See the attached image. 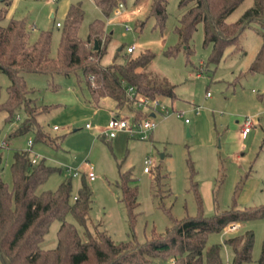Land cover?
Here are the masks:
<instances>
[{"label": "rangeland", "instance_id": "rangeland-1", "mask_svg": "<svg viewBox=\"0 0 264 264\" xmlns=\"http://www.w3.org/2000/svg\"><path fill=\"white\" fill-rule=\"evenodd\" d=\"M7 1L10 3L0 23H6L10 17L22 19L33 38L40 30H50L51 55L55 54L61 32L55 22L63 23L69 5L79 2L84 10L80 36H85L91 19L105 20L101 64L107 65L114 58L121 61V54L131 44L135 46L132 55L150 50L154 55L145 71L157 83L173 86L175 97H158L157 123L145 137L125 130L109 137L103 129L113 100L107 98L106 103L93 105L81 70L79 80L74 73L52 77L24 73L27 86L33 90L30 95L37 102L54 105L45 121L62 139L53 147L33 141L31 132L11 135L23 120L24 112L16 110L9 122L4 120L6 112L0 110V143L5 141L0 149V177L5 182L11 184L9 165L17 150L26 151L29 158L37 154V162L43 160L59 168L37 186V192L54 190L62 180L69 179L71 192L76 193L84 179L92 191L88 226L93 231V220L115 242L133 237L143 242L151 231L164 232L172 219L199 213L211 216L230 207L244 209L264 203V71L249 69L262 45L260 31L264 32V27L260 23L251 22L240 34L238 46L227 47L214 62L208 60L210 46L203 44L201 22L197 23L188 46H178L174 28L181 13L179 0H167L163 23L146 13L150 0L137 4V13L131 12L136 7L135 0H124V14L113 12L107 17L93 0ZM252 1L243 0L226 20H235ZM2 5L5 4L0 0ZM48 82L57 84V88L54 90ZM8 83L7 76L0 72V102L6 97ZM133 108L134 104L131 110L123 108V114L117 115L131 123L129 115L134 113ZM141 109L145 112L150 108ZM250 117L254 123L242 135V124ZM147 160L149 164L145 163ZM86 163L93 166V180L85 175ZM146 165L148 172L143 170ZM75 169L77 174L73 175ZM156 169L160 175L158 185L154 179ZM125 172L136 188V205L131 214L121 200L120 174ZM66 219L81 230L71 213ZM58 226L57 220L50 224L40 243L42 248L56 245ZM247 229L254 234L253 245L251 260L243 264H255L264 238V214L228 223L224 230L210 233L206 244L219 243L222 261L230 264L233 252L224 240Z\"/></svg>", "mask_w": 264, "mask_h": 264}, {"label": "trees", "instance_id": "trees-1", "mask_svg": "<svg viewBox=\"0 0 264 264\" xmlns=\"http://www.w3.org/2000/svg\"><path fill=\"white\" fill-rule=\"evenodd\" d=\"M2 1L5 5L0 6V22L5 18L10 3ZM123 1L93 0L105 17L113 13L117 4ZM142 1L135 0V5ZM242 1L179 0L181 13L179 24L174 28L179 37L178 46H188L197 23L201 22L203 44L210 46L208 60L218 61L227 47L238 46L240 34L251 22L260 23L264 27V0H253L235 20H226ZM166 2L150 0L146 13L154 15L163 23ZM83 19L84 10L80 3L70 4L63 23L58 26L61 32L54 55L50 54V30H40L33 38L30 28L22 19L10 17L6 23H0V72L9 80L6 97L0 102V110L6 112L4 120L9 122L13 120L16 110L24 112L23 120L12 130L11 135L31 132L33 141L53 147L62 139L52 132L45 121L54 105L37 102L30 95L33 90L27 86L24 73H42L51 77L55 74L67 76L74 73L79 80L78 71L81 70L93 105L100 106L105 98L113 100L115 109L131 110L134 104L133 120L146 113L136 106V99L127 91L129 86L148 100L158 102V97L163 95L175 97L173 86L157 83L145 71L154 55L150 50L138 55L123 52L121 61L114 58L107 65L101 64L105 49V45H101L105 20L99 17L91 19L82 37L79 29ZM260 34L262 45L249 67L251 71H264V32L261 30ZM95 40L98 42L97 48H94ZM48 84L54 90L57 88L55 83ZM9 169L10 185L0 177L2 264H225L220 256V244H206L208 235L224 230L230 222H243L264 214V203L244 209L230 207L211 216L199 213L172 219L164 232L151 231L143 242L134 237L115 242L93 220L90 221L93 231L88 226L92 191L84 179L76 193L71 192L69 179L62 180L54 190L37 192V186L59 168L47 165L43 160L32 163L26 151L13 152ZM159 177L157 171L154 178L156 185ZM130 180L128 172L120 174L121 200L129 214L136 205V188L129 183ZM68 213L72 214L81 230L66 219ZM129 217L132 225L133 216ZM55 220L59 221L56 245L42 248L40 243ZM253 235L252 230L247 229L242 234L225 238L224 242L233 252L230 264H243L251 260ZM255 264H264V238Z\"/></svg>", "mask_w": 264, "mask_h": 264}, {"label": "built area", "instance_id": "built-area-1", "mask_svg": "<svg viewBox=\"0 0 264 264\" xmlns=\"http://www.w3.org/2000/svg\"><path fill=\"white\" fill-rule=\"evenodd\" d=\"M124 8L125 5L123 2H119L117 4V6L114 8L113 12L116 14H124ZM140 11V7L136 6L134 7L131 12L132 13H137ZM56 26H60V22H55ZM125 28L128 29V25H125ZM135 49L134 44L128 45L126 47V51L125 52H133V50ZM127 91L136 99V106L138 108L141 107H146V108H150L147 112V114L139 119L133 120L131 119V123H129L125 118H121L119 117V115L114 114L110 117V119L108 120L105 129L103 130V134L109 137H114L116 136L117 132H119L120 130H125L127 131L129 134H138L141 137H145L147 135L148 132L152 131L154 129V127L156 126V120L154 119V117L151 116L150 112H155V106L157 104V100H148L147 98H145L144 96L140 95L138 92H136L134 90V88L132 86H129L127 88ZM154 109H153V107ZM16 118H18V116H16ZM185 121H187V119H185ZM254 120L253 117L250 118H246L242 124V135H245L251 128V125H253ZM87 127H89V124H86ZM53 128H56V126H53ZM5 143V141H2L0 143V146H3ZM28 144L29 146L32 145V140L29 139L28 140ZM38 155L34 154L33 157H31V162L32 163H36L37 159H38ZM146 164H149L150 161H145ZM86 176L89 180H93L95 178V174L93 172V166L91 164H87L86 163ZM144 171H149V167L146 165L143 168ZM73 175L77 174V169L73 170L72 172Z\"/></svg>", "mask_w": 264, "mask_h": 264}, {"label": "crops", "instance_id": "crops-1", "mask_svg": "<svg viewBox=\"0 0 264 264\" xmlns=\"http://www.w3.org/2000/svg\"><path fill=\"white\" fill-rule=\"evenodd\" d=\"M103 102H107V98H105V99H103L102 101H101V103H103ZM102 106V105H101ZM125 109H127V108H125ZM109 110H110V113H109V118H108V120L110 119V117L112 116V115H114V114H117V113H120V114H123V113H121L122 111H124V109H115L114 108V102H113V104L111 105V107H109ZM129 112V111H128ZM149 112V111H148ZM147 111H145V113L147 114L148 113ZM130 113V112H129ZM150 114H151V116L152 117H154V119H155V117H156V114H155V112H150ZM119 115V114H118ZM122 116V115H121ZM132 115L130 114L129 115V117H130V119L132 118L131 117ZM108 120H107V122H108ZM156 120V119H155ZM157 122V121H156ZM107 124V123H106ZM55 126V125H54ZM87 127V126H86ZM104 129H105V127H104ZM103 129V130H104ZM250 131V130H249ZM248 131V132H249ZM117 135V134H116ZM32 146V145H31ZM145 172H148V171H145Z\"/></svg>", "mask_w": 264, "mask_h": 264}, {"label": "water", "instance_id": "water-1", "mask_svg": "<svg viewBox=\"0 0 264 264\" xmlns=\"http://www.w3.org/2000/svg\"><path fill=\"white\" fill-rule=\"evenodd\" d=\"M97 46H98V42L95 40V42H94V48H97Z\"/></svg>", "mask_w": 264, "mask_h": 264}]
</instances>
